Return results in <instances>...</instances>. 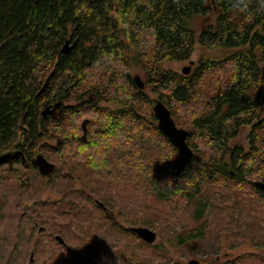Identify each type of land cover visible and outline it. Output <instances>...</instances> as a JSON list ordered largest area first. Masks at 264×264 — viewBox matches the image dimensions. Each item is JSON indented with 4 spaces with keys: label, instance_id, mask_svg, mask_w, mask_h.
I'll use <instances>...</instances> for the list:
<instances>
[{
    "label": "trees",
    "instance_id": "obj_1",
    "mask_svg": "<svg viewBox=\"0 0 264 264\" xmlns=\"http://www.w3.org/2000/svg\"><path fill=\"white\" fill-rule=\"evenodd\" d=\"M210 13L213 23L198 32L195 19ZM196 44L222 55H202L187 76L164 69L187 60ZM131 63L156 100L135 85ZM157 100L187 132L189 156L158 129ZM68 102L75 104L63 105ZM56 103L58 113L41 116ZM243 126H250L246 150L230 146ZM8 152L28 162L53 155L88 180L130 185L175 207L219 188L264 210V190L255 186L264 184V0H0V156ZM102 186L84 190V199L107 193ZM92 202L108 211L105 202ZM82 204H70L71 210L81 213ZM43 210L40 203L20 215L29 219L30 211ZM12 217L14 227L6 230L11 249L0 243V263L25 249L21 227L28 221ZM202 237L203 229L193 228L174 240L180 246ZM37 243L39 250L46 247ZM203 255L198 264L243 259ZM84 256L94 262L78 254L69 261L87 262Z\"/></svg>",
    "mask_w": 264,
    "mask_h": 264
},
{
    "label": "rangeland",
    "instance_id": "obj_2",
    "mask_svg": "<svg viewBox=\"0 0 264 264\" xmlns=\"http://www.w3.org/2000/svg\"><path fill=\"white\" fill-rule=\"evenodd\" d=\"M213 21L214 15L210 13L207 19H195L194 24L200 32ZM193 50L187 60L167 63L164 69L184 75L182 70L190 67L189 75L202 55L210 59L222 55L220 51L206 50L200 44H196ZM130 73L132 76L142 75L140 68L133 63L130 64ZM214 87L211 84L208 88L209 96L213 94ZM145 93L156 100L157 96L150 87L145 88ZM175 111L181 117L179 110ZM249 131L250 126L241 127L230 146L246 150ZM44 143L55 144L54 141ZM44 158L55 166L47 181L42 180L36 168L23 169L19 164L10 168L8 165L0 166V243L9 246L6 230L9 233L14 227L15 218L12 216L19 217L16 221H28L21 227L25 243L23 254L19 257L16 255L18 251L14 250V260L6 259L0 264H27L33 250L36 251L32 264H87L80 258L70 262L69 256L76 254L90 256L94 259L93 264H188L190 260L199 263L205 260L203 251L220 262L241 257L243 259L238 264H264V210L247 196L206 188L195 201L187 203L180 200L175 207L174 204L158 202L130 185L111 182L107 185V181L98 177L88 180L73 167L75 165L62 163L53 155ZM100 181L107 193L93 197L100 204L106 203L113 220L108 218L109 213L106 215L96 207L91 194L88 201L84 199L86 193L83 191H89ZM77 201L85 203L79 209L81 213L71 210L70 204ZM40 203L46 210L39 213L30 211L35 221L30 216L27 219V216L23 218L20 215L27 209L37 208ZM60 208L66 214H60ZM76 213L77 217H66ZM41 227L46 229L45 234L37 233ZM129 228H146L155 234V241L147 244L132 236ZM193 228H202L203 237L179 246L174 237ZM57 235L68 249L54 240ZM41 240L46 247L39 250L36 243Z\"/></svg>",
    "mask_w": 264,
    "mask_h": 264
},
{
    "label": "water",
    "instance_id": "obj_3",
    "mask_svg": "<svg viewBox=\"0 0 264 264\" xmlns=\"http://www.w3.org/2000/svg\"><path fill=\"white\" fill-rule=\"evenodd\" d=\"M68 46L67 43L65 44L63 51H67ZM190 71V67L184 68L182 70V73L184 75H187ZM133 81L135 85L138 87V89L142 90L145 88L144 82L141 80L139 75H135L133 78ZM42 91V90H41ZM40 91V92H41ZM60 103H56L51 107H46L44 110L41 111V116H53L54 113L59 109ZM153 113L154 117L157 120V127L161 131V133L170 141V143L179 150L182 154L189 156L190 155V149L187 146L186 143V136L187 132L183 129H179L175 126L168 109L160 102L156 101L153 107ZM82 128V140H85L86 135V122L83 121L81 123ZM17 158H23L22 154L19 152H8L5 154H2L0 156V165L4 163H13L14 160ZM32 164L37 169L39 175L44 178L48 179L51 177L55 170V166L48 162L43 156L37 155L35 158L32 159ZM255 186L264 190V184H261L259 182L255 183ZM101 206V205H100ZM103 210H105L102 207ZM44 229L41 227L38 229L39 232H42ZM132 231L136 234V236L141 239L142 241L146 242L147 244H153L155 241V234L146 229V228H133ZM55 240L59 245H62L63 247L66 246L64 240L60 236H55ZM89 264H93V261L87 257H83ZM33 262V253L29 255L27 264H32ZM188 264H198L197 260H190Z\"/></svg>",
    "mask_w": 264,
    "mask_h": 264
},
{
    "label": "flooded vegetation",
    "instance_id": "obj_4",
    "mask_svg": "<svg viewBox=\"0 0 264 264\" xmlns=\"http://www.w3.org/2000/svg\"><path fill=\"white\" fill-rule=\"evenodd\" d=\"M13 164H19L20 166H22L23 169H26V168H30V164H32V160L31 162H28L24 157L23 158H17L16 160L13 161V163H4L2 165H8V166H13ZM1 166V165H0ZM35 167V166H34ZM105 214L107 215V213H109L108 211H104ZM111 213H109V218H112L111 217ZM57 242V241H56ZM62 246V245H61Z\"/></svg>",
    "mask_w": 264,
    "mask_h": 264
}]
</instances>
